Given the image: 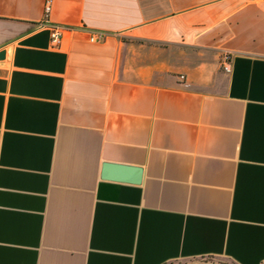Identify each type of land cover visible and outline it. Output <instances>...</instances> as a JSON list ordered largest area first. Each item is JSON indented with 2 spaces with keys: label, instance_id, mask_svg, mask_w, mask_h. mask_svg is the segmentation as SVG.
I'll use <instances>...</instances> for the list:
<instances>
[{
  "label": "crops",
  "instance_id": "0c3cea01",
  "mask_svg": "<svg viewBox=\"0 0 264 264\" xmlns=\"http://www.w3.org/2000/svg\"><path fill=\"white\" fill-rule=\"evenodd\" d=\"M46 1L0 0V264H264V0Z\"/></svg>",
  "mask_w": 264,
  "mask_h": 264
},
{
  "label": "built area",
  "instance_id": "2783aa9c",
  "mask_svg": "<svg viewBox=\"0 0 264 264\" xmlns=\"http://www.w3.org/2000/svg\"><path fill=\"white\" fill-rule=\"evenodd\" d=\"M52 8V0H47L45 4V18L44 21L42 22V26L47 25V20L49 17V14L51 12ZM68 30L65 26H51L50 27V32H51V41L53 46H58L61 42V39L65 33V31ZM106 35L103 33H95L92 34L90 37V42L91 43H100L105 40ZM222 68L225 73H230L232 70V56L230 54H227L223 58L222 62Z\"/></svg>",
  "mask_w": 264,
  "mask_h": 264
},
{
  "label": "rangeland",
  "instance_id": "374dc122",
  "mask_svg": "<svg viewBox=\"0 0 264 264\" xmlns=\"http://www.w3.org/2000/svg\"><path fill=\"white\" fill-rule=\"evenodd\" d=\"M167 264H235L224 258L206 257L193 260L176 261Z\"/></svg>",
  "mask_w": 264,
  "mask_h": 264
},
{
  "label": "water",
  "instance_id": "95a60500",
  "mask_svg": "<svg viewBox=\"0 0 264 264\" xmlns=\"http://www.w3.org/2000/svg\"><path fill=\"white\" fill-rule=\"evenodd\" d=\"M4 57V54L2 53V54H0V59H2Z\"/></svg>",
  "mask_w": 264,
  "mask_h": 264
}]
</instances>
